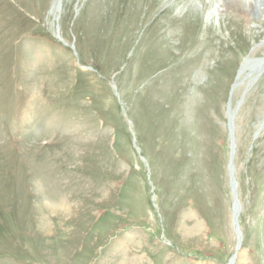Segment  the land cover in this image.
<instances>
[{
  "label": "rangeland",
  "instance_id": "374dc122",
  "mask_svg": "<svg viewBox=\"0 0 264 264\" xmlns=\"http://www.w3.org/2000/svg\"><path fill=\"white\" fill-rule=\"evenodd\" d=\"M175 1L0 0V264H228L230 121L264 264V16Z\"/></svg>",
  "mask_w": 264,
  "mask_h": 264
},
{
  "label": "bare ground",
  "instance_id": "6f19581e",
  "mask_svg": "<svg viewBox=\"0 0 264 264\" xmlns=\"http://www.w3.org/2000/svg\"><path fill=\"white\" fill-rule=\"evenodd\" d=\"M191 1V0H190ZM189 0H177L174 2V6L173 7H170V9H176V12H178V10L180 9V7L182 6H187L189 4H191ZM240 2V4H247V6H249L252 11L254 10L253 13H260L259 15H262V17L264 16V0H238ZM226 2V1H225ZM58 3H59V0H57L56 4H55V7H52L50 11H52L51 13H55L57 12V8H58ZM256 15V14H255ZM261 17V16H260ZM258 18V17H257ZM163 25V24H162ZM172 74V73H171ZM179 79V78H178ZM173 80V79H172ZM177 80V79H176ZM176 84V83H175ZM173 87V86H172ZM232 116V115H231ZM230 116V117H231ZM229 118V117H228ZM230 119V118H229ZM231 120V119H230ZM230 124V131H229V141H230V153L232 152V161H233V158H234V154H235V149H236V146H235V139H234V136L232 134V129H231V121L229 122ZM228 124V125H229ZM228 172H229V169H228ZM230 174V173H229ZM233 175H234V167H233ZM229 180H230V175H229ZM230 186H231V194L233 193V190H236V194H237V183H236V186H234V183H232L230 181ZM235 188V189H234ZM237 200L239 202V199H238V196H237ZM240 204V203H239ZM232 219L236 216L237 214V217H239L238 215L240 214V210H241V205H240V208L238 207V203L237 201L234 199V196L232 194ZM45 222V221H44ZM42 226V225H41ZM44 226V225H43ZM232 226H233V221H232ZM45 229V228H44ZM233 230H234V233H235V239H236V244L234 246V249H235V252H234V255L231 256L230 260L228 261V264H235L236 262V259H237V256H238V252L240 250V245H241V240H242V236H241V233H240V230L238 231L237 229L234 228L233 226ZM44 232V231H43ZM237 242H238V245H237Z\"/></svg>",
  "mask_w": 264,
  "mask_h": 264
},
{
  "label": "water",
  "instance_id": "95a60500",
  "mask_svg": "<svg viewBox=\"0 0 264 264\" xmlns=\"http://www.w3.org/2000/svg\"><path fill=\"white\" fill-rule=\"evenodd\" d=\"M232 152L230 153V157H229V161H228V169H229V175H230V181L232 183H234V186H236V180H235V177L233 175V161H232ZM235 189V188H234ZM233 196H234V199L237 201L238 203V207L240 208V204L237 200V194H236V190H233ZM233 221V226L235 229H237L239 231V224H238V220H237V214L236 216L232 219ZM237 245H238V242H237Z\"/></svg>",
  "mask_w": 264,
  "mask_h": 264
}]
</instances>
